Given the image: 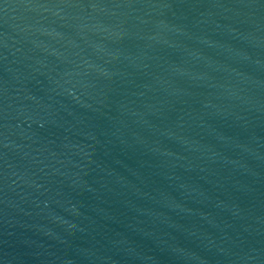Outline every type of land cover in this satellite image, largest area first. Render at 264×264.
Masks as SVG:
<instances>
[{
	"label": "water",
	"instance_id": "obj_1",
	"mask_svg": "<svg viewBox=\"0 0 264 264\" xmlns=\"http://www.w3.org/2000/svg\"><path fill=\"white\" fill-rule=\"evenodd\" d=\"M0 264H264V0H0Z\"/></svg>",
	"mask_w": 264,
	"mask_h": 264
}]
</instances>
